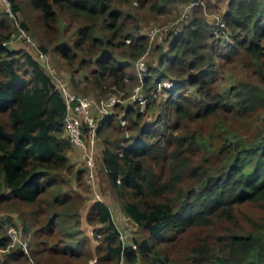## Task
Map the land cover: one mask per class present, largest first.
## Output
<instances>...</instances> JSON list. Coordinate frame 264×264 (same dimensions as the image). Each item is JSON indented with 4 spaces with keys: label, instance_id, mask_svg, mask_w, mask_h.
Wrapping results in <instances>:
<instances>
[{
    "label": "trees",
    "instance_id": "1",
    "mask_svg": "<svg viewBox=\"0 0 264 264\" xmlns=\"http://www.w3.org/2000/svg\"><path fill=\"white\" fill-rule=\"evenodd\" d=\"M8 1L15 14L24 15L23 4L36 11L41 28L53 34L49 41L56 39L57 10L66 12L77 25L78 37L71 46L59 41L58 53L70 64L79 60L80 66L71 68L73 73L96 65L90 73L94 89L124 93L128 82L134 81L126 68L147 49V38L125 27L118 4L131 0ZM135 1L165 11L166 2L172 0L162 6L158 0ZM226 3L222 19L234 33H230L233 43H227L229 50L219 51V56L228 60L244 51L258 63L261 83L239 82L225 93L217 90L215 57L207 50L208 24L197 10L179 31L170 32L168 49L160 50L157 59L162 70L151 68L154 78L151 73L145 85L175 74L173 86L163 88L162 116L141 125L133 120L124 128L112 127L113 117L106 115L100 123L104 128L97 129L102 134V171L121 198L126 216L146 236L124 244L108 205L93 201L87 221L102 224L95 231L101 238L94 264H264V221H253L244 230L235 217L238 204L264 203V0ZM4 13L0 18V209L16 206L21 216L31 220L47 211L46 227H50L57 215L53 208L63 201L55 188L67 181L61 173L71 169L66 152L70 143L63 133L66 105L43 63L30 51L9 47L11 29ZM21 25L27 28L25 22ZM39 47L48 50L44 44ZM122 47L126 53L120 54ZM83 79L89 80L87 75ZM70 83L81 89L74 77L70 76ZM47 193L51 201L44 198ZM3 225L0 221V248L9 241ZM194 228H220L225 234L216 244L205 238L187 246L184 262L176 257L181 249L169 253L162 248L178 243ZM84 239L60 252L80 257ZM12 248L0 264L28 258L19 247ZM31 254L37 253L31 250Z\"/></svg>",
    "mask_w": 264,
    "mask_h": 264
},
{
    "label": "rangeland",
    "instance_id": "2",
    "mask_svg": "<svg viewBox=\"0 0 264 264\" xmlns=\"http://www.w3.org/2000/svg\"><path fill=\"white\" fill-rule=\"evenodd\" d=\"M158 1L160 2L159 5L162 6L167 0ZM3 4L2 0H0V18L5 10ZM118 7L124 11L123 22L127 31H137L144 34L147 38V49L138 59L134 60L131 64L132 66L126 68V73L132 76L134 81L132 83L128 82L124 93L113 90L102 92L94 89L91 84V78L93 77H90V73L91 70L97 68L96 65L89 64L87 67L80 68L78 73H73L71 68L74 70L77 66H80L79 60L76 59L74 63L70 64L61 58L58 53L59 48L56 47L58 42L62 41L64 44L71 46L72 41H75L78 37L76 23L68 17L64 10H57V19L54 22L55 24H53V28L57 30L55 32L53 29V32L56 33L54 41L48 40V37L52 38L53 34L50 30L47 31L45 29L44 31L41 28L38 13L31 10L26 4L22 6L24 15L20 12L14 13L13 15L16 18H12L4 13L11 29L10 32L16 31L18 25L23 27L21 22H25L27 28H23L34 45L41 50L39 45L44 44L48 50L44 53V60H40L37 57L35 47L23 38L11 41L9 47L30 51L40 62L45 63L43 65L51 79L57 84L59 81L64 82L71 92L92 97L96 101L103 100L106 103H109L110 99L115 100L113 104L93 112L97 122V129L104 128V126H100V123H102L106 115L113 117L112 127L120 125L124 128H128L133 120L141 125L145 122H154L157 115L158 117L162 116L165 103L164 96H166L163 88H168L164 86V83H169L171 84L169 87H172L175 74L169 73L167 77L159 79L157 82L151 81L149 87L145 86L146 79L152 73L150 72L151 68L154 67L158 72L162 70L157 64L160 50L166 51L168 49V44L172 38L170 32L179 31L181 25L189 20L191 12L195 10L208 24L210 36L207 40V50L210 52L211 49L215 57L217 90L225 93L229 86H234L239 82L261 83L260 77L257 75L258 63L244 51L238 50V53L232 54L228 60L219 56V51L226 52L229 50L226 46L227 43H233L230 33H234L222 19L227 9L226 0H184L179 3L172 0L166 2L165 11L150 8L148 4L141 7L135 0L125 4H118ZM222 21L227 30V38L219 31ZM135 26L138 28L135 29ZM222 41H225V43ZM119 52L120 54H122L121 52L126 53L125 47L120 48ZM117 58L122 61L129 60L128 56L117 55ZM47 62H49L54 75L46 68ZM141 62L147 68L143 73H141L140 69ZM86 75L89 80H82V77ZM70 76L74 77V80L80 84L81 89L78 90L71 86ZM135 112L139 114L138 117H134ZM63 133L66 137V133ZM126 135H130V132L126 131ZM101 145L102 134L97 132V141L93 152L96 174H94L93 178L89 174L86 175L84 154L77 148L68 145L66 152L71 169L69 173H61L67 181L60 183L55 188L60 198H63V201L53 208L57 215L50 227H46L50 217L46 215L48 214L47 211L43 215H41L40 211L37 219L31 220L26 215L21 216L19 214L20 210L16 206L4 210L0 209V221L1 223L4 222L2 233L6 235L8 227L14 225L19 230L22 241L28 245V254L24 253L28 258L24 262H12L11 264H94L96 262L95 247L100 243L101 238L100 233H95V231L100 229L102 224L87 221V214L92 202L95 200H101L108 205L112 220L120 232V238L124 244H132V238L139 239L146 236V232L138 228L126 216L122 208L121 198L115 195L102 171ZM93 179L94 182H92ZM49 194L47 193L44 198H48V201H51L52 197ZM43 206L45 204H41V208ZM22 210H26V207L22 206ZM235 217L241 229L248 230L252 226L253 221H264V203L249 202L238 204L235 207ZM25 225L27 226L26 228ZM224 226L227 227L228 223ZM224 234L225 231L220 228L211 230L194 228L183 236L182 240L179 241L180 243L178 242L179 244H164L162 248L169 253L173 249H181V252L176 257L181 262H184L183 256L186 253L187 246H192L198 239L205 238L211 244H216L219 237ZM83 238H85L83 246L80 248H83L84 254L80 255V257H71L60 252V248L63 246L73 245ZM12 247L0 248V263L5 259L6 252L14 249ZM31 250L37 253L35 257H32ZM120 264L125 263L121 261Z\"/></svg>",
    "mask_w": 264,
    "mask_h": 264
},
{
    "label": "built area",
    "instance_id": "3",
    "mask_svg": "<svg viewBox=\"0 0 264 264\" xmlns=\"http://www.w3.org/2000/svg\"><path fill=\"white\" fill-rule=\"evenodd\" d=\"M2 2L4 3L3 5L5 7V11H7L11 17L16 18L11 10L10 2L8 0H2ZM224 22H221L219 31L225 38H227L228 34H226V23L224 24ZM19 38H23L26 41L30 42V44L33 45L37 50L38 58L40 60H44V53L46 52L39 50L30 40L29 36L26 34L25 29L18 25L17 30L10 33L8 42ZM5 43L6 42H4L3 44ZM46 68L51 71L52 75H54L49 62H47ZM140 69L141 73H143L147 69L142 62L140 63ZM170 85L171 84L169 83H164V86L169 87ZM57 86L64 98L66 105V111L63 120L64 132L66 133V137L70 145L74 148H77L84 154L86 175L89 174V176L93 178L94 174H96L93 152L95 150L97 141V122L93 116V112L95 110H99L101 108H104L105 106L113 104L115 100L110 99L109 103H106L103 100L96 101L92 97L71 92L68 86L64 82L60 81L58 82ZM92 182H94V179L92 180ZM6 235L9 239L7 247L18 245L24 253L28 254V245L26 242L22 241L20 232L16 226L10 225L7 229Z\"/></svg>",
    "mask_w": 264,
    "mask_h": 264
},
{
    "label": "crops",
    "instance_id": "4",
    "mask_svg": "<svg viewBox=\"0 0 264 264\" xmlns=\"http://www.w3.org/2000/svg\"><path fill=\"white\" fill-rule=\"evenodd\" d=\"M76 166V165H75Z\"/></svg>",
    "mask_w": 264,
    "mask_h": 264
}]
</instances>
